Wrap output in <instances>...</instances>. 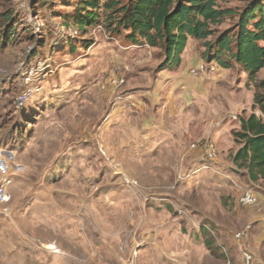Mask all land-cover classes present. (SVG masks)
I'll list each match as a JSON object with an SVG mask.
<instances>
[{"label":"rangeland","instance_id":"1","mask_svg":"<svg viewBox=\"0 0 264 264\" xmlns=\"http://www.w3.org/2000/svg\"><path fill=\"white\" fill-rule=\"evenodd\" d=\"M108 1L0 0V264H242L238 198L262 186L232 163L233 133L260 116L264 68L205 52L256 0H219L232 15L170 70Z\"/></svg>","mask_w":264,"mask_h":264},{"label":"trees","instance_id":"2","mask_svg":"<svg viewBox=\"0 0 264 264\" xmlns=\"http://www.w3.org/2000/svg\"><path fill=\"white\" fill-rule=\"evenodd\" d=\"M219 0H109L103 4L109 22L116 21L128 34L125 39L132 45H147L163 51L165 60L162 69H175L181 63V55L188 38L207 40L212 35L210 26L218 25L227 16L229 9L217 7ZM97 8V2H85ZM112 15H115L114 17ZM99 15L91 11L88 20ZM82 27L88 23L77 18ZM251 27V28H249ZM264 0H256L249 9L239 15L237 33L222 34L213 48L206 44V57L223 68L233 61L240 65L250 78L264 68ZM209 49L214 54H208ZM211 55V57H210ZM257 109L247 118L239 119V130L233 133L240 148L233 154L232 163L245 172L253 184L264 181V98L257 97Z\"/></svg>","mask_w":264,"mask_h":264},{"label":"crops","instance_id":"3","mask_svg":"<svg viewBox=\"0 0 264 264\" xmlns=\"http://www.w3.org/2000/svg\"><path fill=\"white\" fill-rule=\"evenodd\" d=\"M183 61L184 60L182 59L180 66L183 65ZM179 79L180 76H177L175 81H178ZM258 184L262 187H259L258 191H253L257 197L258 205L257 207H244L246 215L243 222H246L247 224L244 225L241 232L246 233L239 240L236 239V243L240 246L241 253L243 254L244 252H247L251 254L252 264H264V181H259Z\"/></svg>","mask_w":264,"mask_h":264},{"label":"built area","instance_id":"4","mask_svg":"<svg viewBox=\"0 0 264 264\" xmlns=\"http://www.w3.org/2000/svg\"><path fill=\"white\" fill-rule=\"evenodd\" d=\"M192 148H194V146H192ZM208 157L210 159L213 158V154L208 153ZM9 183L10 182L6 179H0V204L5 202L6 200V195H7L6 189ZM238 204L241 207H245V208L257 207L258 200L253 190L251 189L244 190L238 198ZM245 233L246 232L237 233L235 235V238L239 240L245 235ZM251 262H252L251 254L244 252L243 253V264H251ZM227 264H229V262Z\"/></svg>","mask_w":264,"mask_h":264},{"label":"bare ground","instance_id":"5","mask_svg":"<svg viewBox=\"0 0 264 264\" xmlns=\"http://www.w3.org/2000/svg\"><path fill=\"white\" fill-rule=\"evenodd\" d=\"M43 248L47 251H54L56 250L57 248L55 246H53L52 244H46L43 246Z\"/></svg>","mask_w":264,"mask_h":264}]
</instances>
